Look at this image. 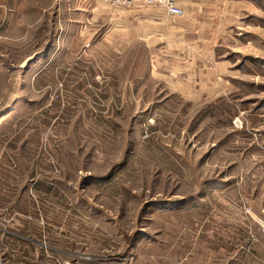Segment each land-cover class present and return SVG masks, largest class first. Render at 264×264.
Wrapping results in <instances>:
<instances>
[{
  "label": "rangeland",
  "instance_id": "obj_1",
  "mask_svg": "<svg viewBox=\"0 0 264 264\" xmlns=\"http://www.w3.org/2000/svg\"><path fill=\"white\" fill-rule=\"evenodd\" d=\"M236 2L195 84L100 0H0L1 260L264 264V0Z\"/></svg>",
  "mask_w": 264,
  "mask_h": 264
},
{
  "label": "crops",
  "instance_id": "obj_2",
  "mask_svg": "<svg viewBox=\"0 0 264 264\" xmlns=\"http://www.w3.org/2000/svg\"><path fill=\"white\" fill-rule=\"evenodd\" d=\"M236 3V0H180L183 15L179 17H167L159 7L140 4L128 10L109 9L114 12L111 22L115 20V23L122 24L128 43L143 40L149 47L159 44L168 35L181 36L193 51H176V44L168 41L163 54L153 52L161 61L156 60L155 64L163 65L158 70L163 77L173 79L184 74L188 82L196 84L197 81H209L203 77H212L209 65L215 64V46L222 43L230 24L239 17ZM182 52H185L183 56ZM180 60L185 62L180 64ZM166 68L168 76L163 75Z\"/></svg>",
  "mask_w": 264,
  "mask_h": 264
},
{
  "label": "built area",
  "instance_id": "obj_3",
  "mask_svg": "<svg viewBox=\"0 0 264 264\" xmlns=\"http://www.w3.org/2000/svg\"><path fill=\"white\" fill-rule=\"evenodd\" d=\"M102 4L111 9L128 10L135 7L137 4L147 7L156 6L164 10L167 17H179L183 15V10L180 7V0H100ZM91 260L90 258L87 260ZM0 264H7L0 259ZM70 264V263H66Z\"/></svg>",
  "mask_w": 264,
  "mask_h": 264
}]
</instances>
